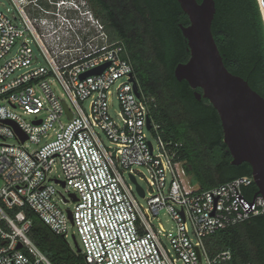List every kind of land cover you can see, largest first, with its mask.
Masks as SVG:
<instances>
[{
    "label": "built area",
    "instance_id": "obj_1",
    "mask_svg": "<svg viewBox=\"0 0 264 264\" xmlns=\"http://www.w3.org/2000/svg\"><path fill=\"white\" fill-rule=\"evenodd\" d=\"M8 1L6 11L0 8V101L6 102L0 105V264H54L30 237L31 220L15 210L30 207L66 238L70 209L59 202L67 204L71 194L81 264L230 262L231 250L210 256L205 239L264 214V197L246 190L253 176L204 190L192 183L182 143L164 138L151 116L153 98L142 92L124 45L90 0ZM58 168L62 179L51 176ZM126 175L137 190V178L146 180L144 194L138 190L146 205ZM62 182L73 190L68 197L56 188ZM162 211L174 230L155 224Z\"/></svg>",
    "mask_w": 264,
    "mask_h": 264
},
{
    "label": "trees",
    "instance_id": "obj_2",
    "mask_svg": "<svg viewBox=\"0 0 264 264\" xmlns=\"http://www.w3.org/2000/svg\"><path fill=\"white\" fill-rule=\"evenodd\" d=\"M133 67L142 92L153 98L151 116L164 138L182 143L181 154L188 174L200 189H209L234 178L252 175L248 162L232 163L224 142L220 115L205 97L198 99L186 80L179 81L175 67L190 57L180 23L189 25L178 0H90ZM202 2V0H198ZM212 32L230 72L248 81L264 97V19L258 0H215ZM252 196L258 187H248ZM23 210L31 220L30 237L54 264H81L83 255L54 233L30 207ZM210 256L232 251L226 264H256L257 249L264 254V214L208 236ZM257 248V249H256Z\"/></svg>",
    "mask_w": 264,
    "mask_h": 264
},
{
    "label": "water",
    "instance_id": "obj_3",
    "mask_svg": "<svg viewBox=\"0 0 264 264\" xmlns=\"http://www.w3.org/2000/svg\"><path fill=\"white\" fill-rule=\"evenodd\" d=\"M264 19V0H258ZM181 8L189 16L190 24L180 23L183 35L188 41L190 57L175 67V76L186 80L195 89L198 99L207 98L218 111L224 133V142L232 155V163L248 162L252 167L254 183L258 187L255 196L264 197V97L254 90L247 80L233 74L226 67L212 32L216 13L215 0H178ZM106 65L91 73L101 72ZM134 90L140 95L133 76ZM200 88L201 92L197 89ZM18 133V125L7 120ZM151 128L150 117L147 120ZM26 136L22 135V140ZM64 186L65 183L62 182ZM138 190L143 195L140 186ZM74 200L77 197L71 194ZM72 221V213L68 211ZM21 247V244L18 245ZM80 250V249H79Z\"/></svg>",
    "mask_w": 264,
    "mask_h": 264
},
{
    "label": "rangeland",
    "instance_id": "obj_4",
    "mask_svg": "<svg viewBox=\"0 0 264 264\" xmlns=\"http://www.w3.org/2000/svg\"><path fill=\"white\" fill-rule=\"evenodd\" d=\"M10 6V3L8 0H0V8L3 9L4 11H6V7ZM54 88L56 90V92L62 96V93H63V90L56 84H54ZM114 103H115V107L118 106V102L117 100L115 99L114 100ZM2 104H6V102L4 100H1L0 101V105ZM84 108L88 109V101L85 102L84 104ZM17 112H19L20 114H22V111L21 109H16ZM110 113L112 114V116H115L113 110H110ZM23 115V114H22ZM25 118L29 119L30 117L27 116V115H24ZM101 137H102V140L104 141V143L106 145H109L110 144V141L109 139L107 138V136L100 130H98ZM147 135H148V138L150 140H153L155 143H156V140L155 138L152 136L151 134V131L147 130ZM9 142H14V140H9ZM51 176L52 177H55V178H60L62 179L63 178V174L61 172V170L58 168V169H55L52 173H51ZM193 184L195 185H198L192 174H189V177H188ZM126 179L128 181H130L133 185V188H134V192H135V195L138 199L139 202L143 203L144 205L147 204V201L146 199L142 198L137 190V184L136 182H132L129 178L128 175H126ZM137 182L138 184H140V186H142L144 189H147L148 188V184L146 182L145 179H142L140 177L137 178ZM4 183H3V180L0 178V191H1V188L3 187ZM56 188L57 190L62 193L63 195H65L66 197L69 196V193L72 192L73 190L70 188V187H64L62 184H58L56 185ZM61 204V206L63 208H66V209H70V210H73L74 208V204H75V200L72 198L69 200V202L67 204H62L61 202H59ZM159 222H161L163 224V226L168 230V231H171V230H174V221L172 220L171 216L166 212V211H162L158 216H157V219L155 220V224L158 225ZM65 238V237H64ZM69 244V246L72 248V250H74L75 252H79V249H82L83 248V245H82V242H81V237L80 235L78 234L77 232V228L73 225L72 221L70 220L69 223H68V234H67V237L65 238ZM168 243V242H167ZM169 245V243H168ZM170 246V245H169Z\"/></svg>",
    "mask_w": 264,
    "mask_h": 264
},
{
    "label": "flooded vegetation",
    "instance_id": "obj_5",
    "mask_svg": "<svg viewBox=\"0 0 264 264\" xmlns=\"http://www.w3.org/2000/svg\"><path fill=\"white\" fill-rule=\"evenodd\" d=\"M197 90L201 92L200 88H198ZM255 254H256V264H264V254H262L258 249L257 251H255Z\"/></svg>",
    "mask_w": 264,
    "mask_h": 264
}]
</instances>
